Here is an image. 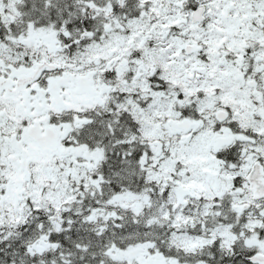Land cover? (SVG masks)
Returning <instances> with one entry per match:
<instances>
[{"label": "snow or ice", "instance_id": "6c2138e0", "mask_svg": "<svg viewBox=\"0 0 264 264\" xmlns=\"http://www.w3.org/2000/svg\"><path fill=\"white\" fill-rule=\"evenodd\" d=\"M0 264H264V0H0Z\"/></svg>", "mask_w": 264, "mask_h": 264}]
</instances>
